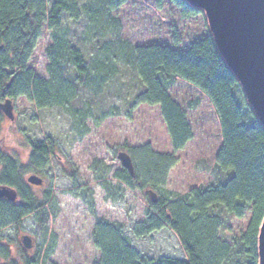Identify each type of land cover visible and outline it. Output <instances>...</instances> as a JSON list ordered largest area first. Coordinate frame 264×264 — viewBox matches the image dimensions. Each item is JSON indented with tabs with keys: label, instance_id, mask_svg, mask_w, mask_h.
<instances>
[{
	"label": "trees",
	"instance_id": "1",
	"mask_svg": "<svg viewBox=\"0 0 264 264\" xmlns=\"http://www.w3.org/2000/svg\"><path fill=\"white\" fill-rule=\"evenodd\" d=\"M126 2L0 0V101L23 97L38 109L57 106L74 115L72 103L79 99L78 90H92L95 85L101 89L109 74L105 71L113 67L108 63L124 64L138 81V93L130 110L140 105L159 106L172 151L176 152L192 140V133L185 112L172 101L168 91L176 80L198 89L214 109L222 138L212 181L172 200L151 203L152 210L146 218L130 229L117 222L98 220L91 233L92 244L100 252L97 264H258V236L264 218V126L220 55L203 11L183 0L154 1L157 10L168 2L179 11L181 19L201 16L205 21V36L179 53L157 45L133 47L124 41L120 36L121 24L113 13ZM64 14L74 22L85 20V35L98 51L91 59L94 66L87 65L80 50L60 36ZM44 24L54 32L52 45L46 51L48 80L35 76L27 67ZM70 70L74 72L73 78L65 75ZM89 112L90 107L85 104V109L76 115L90 117ZM112 112L118 113L117 109ZM2 118L0 113V123ZM29 145L33 150L29 163L40 169L52 152V143H47L48 153L44 143ZM128 154L134 175L124 169L113 175L128 189L163 188L168 171L176 164L172 155L154 153L149 146L130 149ZM0 161L8 167L0 184L20 185L26 168L1 152ZM110 188V183L104 186L105 190ZM10 207L0 206V219L25 215ZM217 207L237 219L250 214L246 229L231 243L219 237L224 221L212 213ZM165 228L177 237L185 260L147 258L133 246L132 237L144 238ZM1 241L0 238V259L8 258L9 249ZM19 264L37 262L24 259Z\"/></svg>",
	"mask_w": 264,
	"mask_h": 264
},
{
	"label": "rangeland",
	"instance_id": "2",
	"mask_svg": "<svg viewBox=\"0 0 264 264\" xmlns=\"http://www.w3.org/2000/svg\"><path fill=\"white\" fill-rule=\"evenodd\" d=\"M154 1L127 0L113 13L121 24L120 36L128 44L164 46L184 53L205 36L203 17L183 20L170 3L157 10ZM85 32L84 19L74 22L67 14L63 15L60 36L80 50L87 65L94 66L91 59L98 51ZM53 35V30L44 24L27 63L42 80L50 77L46 51L52 45ZM108 65L114 68L105 71L109 74L101 89L95 85L92 90L86 87L78 90L79 99L72 103L74 115L57 106L38 109L21 97L12 103L13 121L5 117L1 121L0 151L18 162L27 158L28 141L47 144L50 140L54 145L43 169L44 187L30 190L34 200L43 203L45 193L47 200L41 209L2 230L1 236L11 250L10 261L21 262L20 237L28 234L34 245L25 256L37 264H97L100 252L92 244L91 233L98 220L117 222L130 229L152 210L149 191L157 201H169L212 181L222 138L208 98L181 80H176L169 89L172 101L185 112L192 133V140L184 149L173 152L159 106L140 105L130 110L138 93L135 73L124 64ZM65 75L73 78L74 72L70 70ZM85 104L90 107V117L77 116ZM112 109L118 113L115 115ZM144 146L157 154L172 155L176 160L161 189H128L113 178L123 169L117 155ZM107 183L112 188L105 190ZM42 209L45 211H39ZM212 213L224 221L219 237L228 243L244 232L250 217L246 213L237 219L225 214L221 207L212 209ZM132 243L147 258L186 259L177 237L167 228L144 238L132 237Z\"/></svg>",
	"mask_w": 264,
	"mask_h": 264
},
{
	"label": "water",
	"instance_id": "3",
	"mask_svg": "<svg viewBox=\"0 0 264 264\" xmlns=\"http://www.w3.org/2000/svg\"><path fill=\"white\" fill-rule=\"evenodd\" d=\"M206 13L209 30L217 49L240 83L247 102L264 126V0H183ZM0 111L13 120L11 101L0 103ZM121 167L131 176L134 169L129 154L117 155ZM30 184L39 186L36 176L28 178ZM151 202L155 195L148 192ZM14 199L13 192L0 187V198ZM25 250L31 248V238H21ZM259 263L264 264V218L258 236Z\"/></svg>",
	"mask_w": 264,
	"mask_h": 264
},
{
	"label": "flooded vegetation",
	"instance_id": "4",
	"mask_svg": "<svg viewBox=\"0 0 264 264\" xmlns=\"http://www.w3.org/2000/svg\"><path fill=\"white\" fill-rule=\"evenodd\" d=\"M6 100H10L11 101V107H12V110H13L12 103L15 100L5 99L3 101H0V103H5ZM0 113L2 114V117H3L2 120L4 119V117L7 118L1 111H0ZM12 115H13V113H12ZM41 143H44V142H41ZM29 144L39 145L40 143L33 142V141H28V145L27 146H28V150L29 151H28L27 158L25 159V162H21V161L18 162L13 157H11L9 155H6L5 153H2L0 151L2 154H4V155L10 157L11 159H13L15 161L16 165H18L19 167L26 168L24 171H22V174H21L22 182L20 183V185L18 184L16 186H9V185H6V184H0L1 188H6V189L12 191L13 195H14V199L12 201L8 200L5 197L0 198V206L8 204V205L11 206L10 210L17 209L18 211L25 213V215L22 214V216H20V217L15 216V217L5 218V220L4 219H0V238L2 240L1 241V245L2 246L4 245L6 247H8V246H7L6 242H5V238H4V236H1L3 228H5L7 225H16L25 216H28L29 214H31L32 212H34V211H36L38 209H41L43 203L48 198V194L45 193V195L43 196V201H44L43 203L40 200L36 201V200H34L33 195L31 194L30 190L41 189V188L44 187V185H45V177L43 176V169H44V167H45V165H46V163L48 161L47 157H50V154L53 152L54 145H52V147H53L52 148V152L48 153L50 150L49 149L47 150V144L44 143L45 145H43V146H45L46 153H48L49 155L46 157L47 160H46L45 164L40 169H38V168L35 169V168H32V165L29 163V162H31L30 161L31 160V155L33 153V150L30 148ZM6 169H8V167L4 163H2L0 161V177H1L2 174L5 173ZM31 176H36L37 178H39L41 180V185L36 186V185L30 184L28 182V178L31 177ZM39 211H45V210L42 209V210H39ZM25 235H27V236H29L31 238V248L29 250H25L23 248V246H22V243H21V238L23 236H25ZM20 243H21L20 252L22 253L21 262H22V261H24V259H29V258H27L25 256V254L29 253L31 251V249L33 248V245H34V241H33V238L30 235L24 234V235H22L20 237ZM8 249H9V257L8 258H1L0 259V264L13 262V261L9 260V258L11 256V250H10L9 247H8ZM23 254H24V256H23ZM30 260H33V259H30Z\"/></svg>",
	"mask_w": 264,
	"mask_h": 264
}]
</instances>
